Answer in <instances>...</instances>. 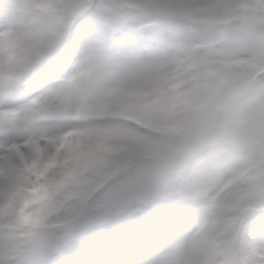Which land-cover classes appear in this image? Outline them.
Wrapping results in <instances>:
<instances>
[{"label": "rangeland", "instance_id": "rangeland-1", "mask_svg": "<svg viewBox=\"0 0 264 264\" xmlns=\"http://www.w3.org/2000/svg\"><path fill=\"white\" fill-rule=\"evenodd\" d=\"M122 3L136 11L120 10ZM245 7L236 4L237 10ZM189 8L163 15L145 0H0V264H29L67 240L70 225H50L51 213H28L45 198L43 180L49 176L79 178L98 161L118 176L144 161L145 150H155L154 158L169 157L183 150L196 128L216 122L229 125L227 136L192 157L191 167L177 164L160 178L150 200L157 207L149 216L122 207L119 198L108 203L106 219L114 209L134 216L138 226L153 230L154 244L136 240L131 254L119 242L121 229L130 225L123 220L116 227L97 222L93 234L112 230L109 256L123 264H158L153 250L163 244L176 246L171 258L178 264H264V103L258 99L249 110L226 108L218 115L223 93L231 94L225 101L232 102L230 110L251 90L254 78L239 73V61L219 64L223 81L211 89L198 79L190 85L196 70L214 57L212 41L225 28L209 31L191 18L199 11ZM236 43L226 59L246 46L245 40ZM262 55L260 44L248 60ZM46 66L60 67V75H37L22 87L25 76ZM175 88L208 97L193 130L168 135L146 98L163 102L161 91ZM126 115L148 117V123L133 124ZM82 184L67 188L62 204H83L88 191ZM20 215L21 224L10 228L21 233H5L1 222Z\"/></svg>", "mask_w": 264, "mask_h": 264}, {"label": "trees", "instance_id": "trees-1", "mask_svg": "<svg viewBox=\"0 0 264 264\" xmlns=\"http://www.w3.org/2000/svg\"><path fill=\"white\" fill-rule=\"evenodd\" d=\"M186 0H150L149 4L153 7L154 11H161L164 15H176L179 13V10H183L182 5H185ZM239 2H245L247 7L245 11H236V4ZM251 2V3H250ZM198 6H203L205 11L211 5L218 4L217 11L214 14L216 19L222 20L224 18L231 19L229 20V25L235 26L232 29H236V34H240L242 39H253V45L259 41L264 40V0H200ZM251 20L253 23L250 27L245 28L244 30L240 29V25H243L245 21ZM239 27V28H238ZM232 37V35H231ZM229 41L223 40L220 42L217 47L214 49L215 56L213 60L217 61L214 65H203L198 70V79L200 83H208V86H211L213 82L221 81L223 78L220 74H217L215 69L221 70L218 68L220 61H223L225 58L221 57V54H228ZM242 56V52L239 53ZM238 59V58H235ZM222 63V62H221ZM247 66V65H246ZM257 68L248 67L244 69L246 73H256ZM218 72V73H219ZM213 73V74H211ZM264 93V77L255 87L254 91L247 96L246 98L237 102L232 110L239 112L242 110H249L251 106L254 105V97H261ZM228 97V94H225ZM154 100V98H152ZM198 97L191 96L186 97L181 95H176L171 93L165 99L166 115L171 119L172 122L176 123L180 130H192L194 128V119L196 116V107L200 104ZM142 121V120H140ZM146 156H152L154 152L147 151L145 152ZM109 176L108 168L106 165L97 162L91 168H89L84 178L89 181L91 188L97 187L102 180L106 179ZM125 174L113 177L109 180L100 190L95 193V196L92 200L87 202L85 205H91L96 220L104 219L105 212L108 206V203L115 199L116 197H123L125 195V202H129V197L124 191V183L121 182V179ZM61 182H64L62 176L53 178L49 180V183L46 186L47 196L46 198L36 204L32 211L39 210L41 212L49 211L54 207H57L62 199L64 190L59 187ZM75 185L74 182L70 183ZM124 191V192H122ZM81 207L75 206L74 202H69L65 204L61 212L55 213L51 217V221L54 222H68L73 221V219L78 214V211ZM8 222V221H7ZM9 222L16 223L11 220ZM5 231V230H4ZM8 231V230H6Z\"/></svg>", "mask_w": 264, "mask_h": 264}, {"label": "clouds", "instance_id": "clouds-1", "mask_svg": "<svg viewBox=\"0 0 264 264\" xmlns=\"http://www.w3.org/2000/svg\"><path fill=\"white\" fill-rule=\"evenodd\" d=\"M261 102L264 103V97H261ZM157 207L152 201L137 200L134 197L129 200V211H140L144 216H149ZM126 214L119 209H114L105 221V226L122 221ZM99 227L94 210L91 205H83L76 217L70 223V231L67 240L62 242L53 250L52 254L58 255L63 261L67 255L72 251L74 245L80 240L92 235ZM175 245L163 244L154 249V254L159 257L158 264H178L171 257L175 251ZM48 257L42 253L33 256L29 264H48Z\"/></svg>", "mask_w": 264, "mask_h": 264}, {"label": "water", "instance_id": "water-1", "mask_svg": "<svg viewBox=\"0 0 264 264\" xmlns=\"http://www.w3.org/2000/svg\"><path fill=\"white\" fill-rule=\"evenodd\" d=\"M123 8L134 9V7L125 5ZM227 131L228 126L222 124H215L211 127L200 129L193 135L191 142L183 153L175 154L168 159L156 158L147 160L129 170L127 173L129 194L137 200L150 199L155 183L170 166L201 150L218 137L225 135Z\"/></svg>", "mask_w": 264, "mask_h": 264}, {"label": "snow or ice", "instance_id": "snow-or-ice-1", "mask_svg": "<svg viewBox=\"0 0 264 264\" xmlns=\"http://www.w3.org/2000/svg\"><path fill=\"white\" fill-rule=\"evenodd\" d=\"M113 238L112 230H105L99 235L92 234L77 242L63 261L58 255L50 254L48 264H123L109 256Z\"/></svg>", "mask_w": 264, "mask_h": 264}, {"label": "bare ground", "instance_id": "bare-ground-1", "mask_svg": "<svg viewBox=\"0 0 264 264\" xmlns=\"http://www.w3.org/2000/svg\"><path fill=\"white\" fill-rule=\"evenodd\" d=\"M32 75V74H30ZM31 79L29 78V80L26 78V76L24 77V82L22 83V87H26L28 84H30ZM4 104V102H3ZM6 163V167H8V163L6 160H4ZM137 218H135L134 216H131L129 214H127L125 216V218L123 219V222H126L125 224H130L129 226H125L124 229H121V240H119L120 244L122 243L124 246H126V248H129V251L131 254H133V252H135L132 249H130L131 244H133V246H136V240L139 239H148L150 241L151 244H154V242L157 240V236L153 233V230L151 229V234L152 236L148 233L150 232L149 230H146L145 228H143L144 226H138L135 221ZM157 223H153L151 224V227L154 228L156 227ZM150 226V225H149ZM113 227H116V223H113ZM159 227V226H157ZM119 230V228H118ZM150 244V245H151ZM139 252H146L145 249L139 250Z\"/></svg>", "mask_w": 264, "mask_h": 264}]
</instances>
